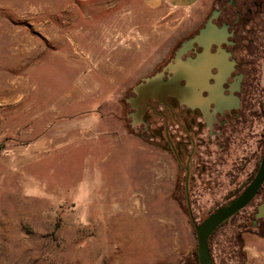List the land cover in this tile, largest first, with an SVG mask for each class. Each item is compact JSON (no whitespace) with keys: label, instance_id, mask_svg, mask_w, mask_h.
Segmentation results:
<instances>
[{"label":"rangeland","instance_id":"rangeland-1","mask_svg":"<svg viewBox=\"0 0 264 264\" xmlns=\"http://www.w3.org/2000/svg\"><path fill=\"white\" fill-rule=\"evenodd\" d=\"M203 19L145 0H0V264H198L195 226L220 206L168 202L171 167L130 135L125 99ZM263 202L211 239L215 264H264Z\"/></svg>","mask_w":264,"mask_h":264},{"label":"flooded vegetation","instance_id":"flooded-vegetation-1","mask_svg":"<svg viewBox=\"0 0 264 264\" xmlns=\"http://www.w3.org/2000/svg\"><path fill=\"white\" fill-rule=\"evenodd\" d=\"M231 1L226 0L223 5L222 0H216V8L209 11L188 37L197 34L216 11L219 12L213 22L219 27L228 25L231 36L220 47L230 53L228 60L234 62L233 69L224 74L214 67L208 80L211 88L217 87L226 101L218 102V97L208 90H204L202 96L213 100L203 108H190L173 97L165 102L150 100L142 120L137 118L138 108L130 102L138 99L135 86L161 72L184 41L175 46L161 68L135 82L125 99L130 108L127 113L130 135L159 152L164 166L171 167L170 174L162 168L160 178L172 180L168 197L172 205L221 206L253 181L261 164L264 153V0ZM218 48L214 44L211 50L215 53ZM202 51L203 48L195 44L183 59L196 57ZM170 75L165 71L164 80ZM181 83L186 85L187 81L182 79ZM155 179L159 177L156 175ZM224 188L229 190L219 198L205 197ZM262 193L261 188L258 196ZM187 211L194 219L192 210ZM256 225H260L259 230L263 229L260 220Z\"/></svg>","mask_w":264,"mask_h":264},{"label":"water","instance_id":"water-1","mask_svg":"<svg viewBox=\"0 0 264 264\" xmlns=\"http://www.w3.org/2000/svg\"><path fill=\"white\" fill-rule=\"evenodd\" d=\"M231 3H234V0ZM218 12L216 11L209 18L197 34L181 44L175 52L174 59L168 62L161 72L145 78L144 82L135 86L134 90L138 94V99H131L130 102L138 108L137 118L140 121L150 100L165 102L168 98L173 97L190 108H203L205 103L213 100L203 98L202 92L208 90L218 97V102L226 101L221 96L219 89L217 87L211 88L208 83L212 68H218L222 73L227 74L234 66V62L228 60L230 53L220 47L222 42H225L227 37L231 36V33L228 32V25L225 24L223 27H219L213 22ZM195 44L200 45L203 51L198 53L196 57L183 59V56L193 49ZM214 44L219 46L218 51L215 53L211 50ZM165 71L171 74L168 80H164ZM182 79L187 81L186 85H182ZM263 185L264 153L253 181L238 196L218 207L195 226L198 264H215L210 248L212 235L225 222L250 206ZM261 219H264V202L257 208L253 220L254 226Z\"/></svg>","mask_w":264,"mask_h":264},{"label":"crops","instance_id":"crops-1","mask_svg":"<svg viewBox=\"0 0 264 264\" xmlns=\"http://www.w3.org/2000/svg\"><path fill=\"white\" fill-rule=\"evenodd\" d=\"M147 5L152 8H158L163 4L168 5L169 7L176 10H191L199 9L200 18H204L205 14L209 11L208 7L203 6V0H145Z\"/></svg>","mask_w":264,"mask_h":264},{"label":"trees","instance_id":"trees-1","mask_svg":"<svg viewBox=\"0 0 264 264\" xmlns=\"http://www.w3.org/2000/svg\"><path fill=\"white\" fill-rule=\"evenodd\" d=\"M0 149H1V146H0ZM262 190H264V185H263V187H262ZM217 209V208H216ZM215 209V210H216ZM228 222V221H227ZM227 222H225L221 227H223ZM221 227H219L215 232H214V234L212 235V237H211V239L215 236V234L218 232V230L221 228ZM211 239H210V241H211ZM211 248V247H210ZM211 251H212V249H211ZM194 256H195V259H196V261H197V263H198V254H197V249L194 251Z\"/></svg>","mask_w":264,"mask_h":264}]
</instances>
